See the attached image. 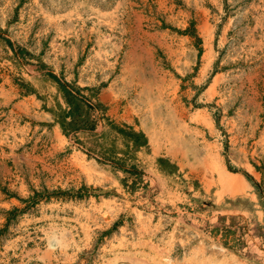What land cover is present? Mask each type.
<instances>
[{"label": "rangeland", "instance_id": "rangeland-1", "mask_svg": "<svg viewBox=\"0 0 264 264\" xmlns=\"http://www.w3.org/2000/svg\"><path fill=\"white\" fill-rule=\"evenodd\" d=\"M0 264H264V0H0Z\"/></svg>", "mask_w": 264, "mask_h": 264}, {"label": "trees", "instance_id": "trees-1", "mask_svg": "<svg viewBox=\"0 0 264 264\" xmlns=\"http://www.w3.org/2000/svg\"><path fill=\"white\" fill-rule=\"evenodd\" d=\"M7 44L13 48L12 42L10 40H6ZM21 54L23 51H19ZM45 68V66H43ZM57 85L60 87L66 103L69 106V111L66 114L68 121L64 123L63 130L67 136L71 133L76 135L79 132L84 131H93L96 127L95 123L89 119V112L94 111L97 108V105L94 104L90 99H88L85 95H83L82 90L77 88L74 85L69 84L61 77L57 76L53 72L49 71L47 74ZM126 172L138 177V174L141 173L135 166H132L129 169H126ZM91 192H98V191H90L89 189L85 188L78 192H72L70 194H90ZM38 197V198H37ZM34 200L33 203H36L39 198L41 197L38 195ZM19 213L18 210H15L12 215H17Z\"/></svg>", "mask_w": 264, "mask_h": 264}]
</instances>
